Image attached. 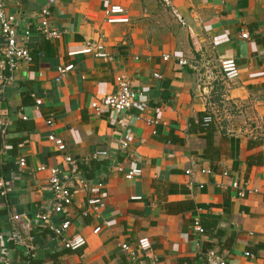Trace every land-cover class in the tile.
I'll list each match as a JSON object with an SVG mask.
<instances>
[{
    "label": "crops",
    "instance_id": "1",
    "mask_svg": "<svg viewBox=\"0 0 264 264\" xmlns=\"http://www.w3.org/2000/svg\"><path fill=\"white\" fill-rule=\"evenodd\" d=\"M111 2L127 8L129 23L106 22L104 0H9L20 32L27 24L34 31L24 42L34 60L20 61L14 80L0 87V176L8 189L0 194L1 233L22 232L31 253L45 255L43 264H53L54 256L58 264H128L122 244L138 250L145 236L152 249L139 252L140 264H207L210 249L229 264H264V0ZM45 8L58 38L41 32ZM3 43L0 26V48ZM97 44L107 57L95 54ZM226 56L236 60L239 76L215 88L207 80L212 74L201 71L217 74ZM59 66L67 74L57 82ZM124 72L137 97L123 124L109 108L96 111L93 102L116 91ZM208 114L213 158L206 156ZM148 117L159 122L150 125ZM51 133L66 151L58 150ZM99 150L109 154L96 156ZM69 154L72 165L65 161ZM97 158L107 164L94 166L88 178L79 164ZM51 166L66 171L74 192L69 233L88 239L79 250L65 248L50 228L67 217L54 212ZM133 167L143 173L129 180L125 172ZM234 180L247 189L245 196L231 186ZM91 195L101 198L97 209H89ZM180 201L194 208L166 210L167 202ZM204 218L218 222L217 237L194 230L195 220ZM97 225L104 227L95 234ZM8 246L13 264H26L24 247Z\"/></svg>",
    "mask_w": 264,
    "mask_h": 264
},
{
    "label": "built area",
    "instance_id": "2",
    "mask_svg": "<svg viewBox=\"0 0 264 264\" xmlns=\"http://www.w3.org/2000/svg\"><path fill=\"white\" fill-rule=\"evenodd\" d=\"M107 5H105L103 13L105 21L110 24H122V23H129L130 17L127 11V8L122 6V4L112 3L111 0H104ZM8 3L9 0H0V26H1V32L4 38V43L2 47L0 48V87L8 82H11L14 80V73L16 72V69L18 67V63L20 61H25L28 63L32 62L34 60V56L31 53L30 48L24 43L25 41H28L32 34L33 29L31 25L25 26V29L20 32L17 21L19 19V16L15 13H12L8 9ZM43 14V21L41 26V32L44 35L46 39H53L58 38L61 35V32L58 29H52L49 26V16L50 11L49 9L45 8L42 10ZM249 34L245 32L243 34V38H248ZM98 52L95 53L97 56L100 57H107V53L103 51V45L97 44L96 46ZM78 52H85V50H80ZM78 52L74 51L72 54ZM170 56L165 55L164 60H167ZM221 62V70L223 77L226 80H234L238 78L240 70L238 67V64L234 58L230 57H224L220 60ZM180 63L185 64L186 61L183 59H180ZM67 74V69L65 67L59 66L57 69V76L56 81H61ZM155 78H162V74L159 72L154 73ZM117 87L116 91H114L111 94H107L104 97H102L100 100H96L93 103V107L96 111H101L103 109L109 108L111 109L115 114L118 122H121L124 124L126 121V115L134 108L136 104V91L133 89V85L131 82V76L128 74V72L120 73L118 74L116 78ZM42 100L40 98L36 99L37 104H41ZM213 121L212 114H208L203 118L204 125H209ZM146 122L150 125L155 126L159 120L157 118H146ZM155 132V130H153ZM50 139L53 140L58 150L60 151H66V143L59 137H57L55 134H50ZM122 146L126 148L128 146V140H124L122 142ZM96 156L100 155H107L109 154L105 150H99L96 152ZM65 161L72 165L74 160L72 156L65 155ZM20 165H25V159L20 158ZM50 187L53 192V197L55 201L54 205V212L55 213H66L67 217L63 219L60 223H50V228L55 234L56 237L61 238L63 246L67 249L71 250H79L83 248L87 242L88 239L85 235L82 233H69V230L72 225V221L70 218V215H68V210L71 207L72 204H74V192L72 191L70 185L67 182V177L65 175V170L62 168H59L57 166H51L50 168ZM120 170H122V167L119 166ZM71 172L75 171V168H70ZM192 172L191 169L186 170L187 174H190ZM211 170L209 168H203L201 169V173L209 174ZM143 169L141 167H133L129 168L128 171L125 172L126 178L129 180L135 179L138 176L142 175ZM263 173V179H264V168L262 170ZM231 186L233 188L238 189V196L243 197L246 194V188H242L239 185V182L237 180H234L231 183ZM8 189L6 188V184L4 179L0 176V194L5 195L7 193ZM138 198V197H136ZM101 198L96 195H91L88 198V206L89 209H97L101 204ZM42 217L47 215H41ZM16 221L19 220L20 216L15 215L13 216ZM106 223V222H105ZM107 224V223H106ZM103 225H97L93 228L92 232L95 234H98L102 231ZM194 230L202 235L204 234V227L202 226L199 219L195 220L194 223ZM13 244L15 247L22 246L24 247V253L26 255L31 254V246L27 243V236H25L22 232L19 230H13L10 234L5 235L1 233L0 229V264H13L11 258L7 254V247H9V244ZM122 248L126 250L129 254L130 261L128 264H140L139 262V252L142 251V253L149 254L152 249V242L151 239L147 236L142 237L138 241V250L132 249L128 244L124 243L122 244ZM247 255H250L249 252H246ZM206 260L207 264H229V260L226 256L223 254H220L215 249H210L206 253Z\"/></svg>",
    "mask_w": 264,
    "mask_h": 264
},
{
    "label": "trees",
    "instance_id": "3",
    "mask_svg": "<svg viewBox=\"0 0 264 264\" xmlns=\"http://www.w3.org/2000/svg\"><path fill=\"white\" fill-rule=\"evenodd\" d=\"M202 121V115L200 114V118H199V122ZM193 123V122H192ZM20 124H28V127H30V130L33 129V127H31V122L29 121H25V120H21ZM20 127V126H19ZM21 128V127H20ZM206 131V137L208 140V144L209 146L206 149V156L208 157H212L213 158V152L216 149V147L213 144V133H214V128L212 127V125H209L208 127H203ZM13 143V145L15 146L17 144V140H12L11 141ZM216 156L217 153H216ZM107 164L105 161H102V159H92L90 160V162H88V164H79V168L81 170H83L85 172V175L88 178H93V170H94V166H102ZM166 210L168 211H172V212H183L186 211L188 209H192L194 208L193 203L188 202V201H180V202H167L165 204ZM200 222L202 224V226L204 227V234H208V235H215V237L218 236V232L216 234V232H214L215 228L218 225V222L214 219H200ZM207 244V248L211 247L212 244L211 243H206ZM55 262L53 264H58L57 261V257L54 256ZM24 260L26 261V264H43L44 260H45V255L44 256H40V257H35L33 253L29 254V255H25ZM189 259H182L180 261V264H189L188 263ZM75 264H81V263H75Z\"/></svg>",
    "mask_w": 264,
    "mask_h": 264
},
{
    "label": "rangeland",
    "instance_id": "4",
    "mask_svg": "<svg viewBox=\"0 0 264 264\" xmlns=\"http://www.w3.org/2000/svg\"><path fill=\"white\" fill-rule=\"evenodd\" d=\"M219 66H220V69H219V71H218L217 74H216V72H214V70H213V72H208V70L201 71L202 73H205L206 76L212 74V77H211V78L208 77L207 80H209V81L211 82V84H213V86H214L215 88H216V86L219 84V82H221V81L224 82V80H226V79L223 77V74H222V70H221V62H220V65H219ZM220 73H221V76L223 77V80H221L220 77H219L218 80H216V75H217V76H220ZM206 78H207V77H206ZM216 81H218V82H216ZM226 81H230V80H226Z\"/></svg>",
    "mask_w": 264,
    "mask_h": 264
}]
</instances>
